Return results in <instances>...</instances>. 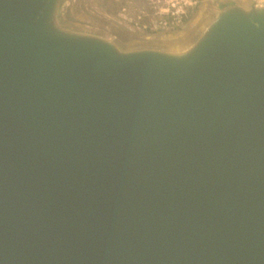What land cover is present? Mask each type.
<instances>
[{"label": "water", "instance_id": "1", "mask_svg": "<svg viewBox=\"0 0 264 264\" xmlns=\"http://www.w3.org/2000/svg\"><path fill=\"white\" fill-rule=\"evenodd\" d=\"M61 4L0 0V264H264V0L174 44Z\"/></svg>", "mask_w": 264, "mask_h": 264}, {"label": "rangeland", "instance_id": "2", "mask_svg": "<svg viewBox=\"0 0 264 264\" xmlns=\"http://www.w3.org/2000/svg\"><path fill=\"white\" fill-rule=\"evenodd\" d=\"M216 10L217 0H62L59 14L125 43L174 44Z\"/></svg>", "mask_w": 264, "mask_h": 264}, {"label": "trees", "instance_id": "3", "mask_svg": "<svg viewBox=\"0 0 264 264\" xmlns=\"http://www.w3.org/2000/svg\"><path fill=\"white\" fill-rule=\"evenodd\" d=\"M195 10V8H193Z\"/></svg>", "mask_w": 264, "mask_h": 264}]
</instances>
